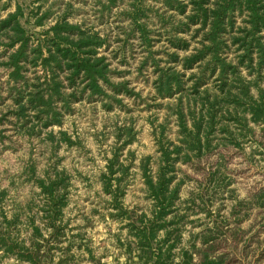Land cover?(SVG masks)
I'll use <instances>...</instances> for the list:
<instances>
[{"label": "trees", "instance_id": "16d2710c", "mask_svg": "<svg viewBox=\"0 0 264 264\" xmlns=\"http://www.w3.org/2000/svg\"><path fill=\"white\" fill-rule=\"evenodd\" d=\"M121 1L97 0V4L104 16ZM155 1L161 2L162 12L143 5V0H133L126 15L133 23L132 33H138L149 52L147 58L151 59L156 75L154 87L158 95L178 94L171 110L179 130L177 139H171L166 135L168 121L159 124V131L155 129L157 156L147 155L139 161L144 190L150 200L148 210L139 212L123 204L132 161L126 164L121 154L134 139L131 126L120 127L117 139L121 143L116 141L106 170L100 175L102 190L109 196L112 209L109 215L128 229L126 240L119 238L127 253L126 264H264V222L255 228L256 223L243 226L242 218L233 223L227 218L214 220L201 231L190 232L184 241L188 214L181 213V203L203 205L210 217L212 213L202 192L187 200L181 198L182 187L192 176L179 166L183 164L198 172L201 187L207 181L213 185L221 183L223 164L209 169L208 156L219 145L238 146L236 141L244 136L243 130L250 131V122L264 125V84L261 85L259 76L247 78L242 73L244 68L264 69V0ZM36 8L31 15L35 28L41 30L26 27L30 18L19 2L14 11L0 19V45L10 51L0 64L7 69L8 83L13 85L10 89L15 91L14 112L26 121L22 126L26 127L30 120L44 127L60 124L63 109H72L73 102L86 94L122 102L117 95L130 90L126 82L112 80V60L103 53L110 43L108 37L85 27V23L71 22L68 10L47 24L53 10H43L41 4ZM148 9L155 12L163 27L172 28L168 30V40L175 50L167 52V65H162V60L154 55L152 30L145 20L150 17ZM179 34H189L196 42L192 52L187 51L191 46L189 39ZM230 50L236 54L233 60L228 58ZM38 67L43 75L35 71L30 81L27 71ZM2 122L0 117V125ZM28 131L35 133V128ZM3 134L0 129V139ZM60 135L61 141L75 143L66 131ZM49 136L52 140L57 137L53 131ZM34 181L42 203L36 207L37 212L31 204L28 211L20 208L12 216L3 212L1 244L19 261L69 264L74 257L73 246L63 242L67 236L65 209L69 204L70 177L61 170L35 176ZM6 192L0 194V203ZM250 205L264 212V185L246 203L239 202L238 209L247 211ZM29 230L28 236H24L23 231ZM78 235L79 247H86L88 259L101 264L89 246L91 240L83 232Z\"/></svg>", "mask_w": 264, "mask_h": 264}, {"label": "rangeland", "instance_id": "374dc122", "mask_svg": "<svg viewBox=\"0 0 264 264\" xmlns=\"http://www.w3.org/2000/svg\"><path fill=\"white\" fill-rule=\"evenodd\" d=\"M132 1L122 0L112 8L110 14L106 12L103 16L97 0H0V19L8 12L14 11L19 2L30 18L25 24L26 27L34 31L41 28H35V19L31 12L41 4L43 10H53L47 24L54 22L56 15L68 10L67 18L71 22L85 23V27H91L103 36L106 35L110 43L103 48V53L112 60L115 70L112 80L126 82L130 90L117 95L122 99L120 103L112 100L113 98L86 94L78 102H73L72 109H63L60 124L44 127L42 123L30 120L26 123L27 126L23 127L26 121L14 112L15 91L10 89L13 85L8 83V71L0 64V117L3 118L0 129H3L4 133L0 139V194L4 190L7 191L0 203V218L3 212L12 216L20 208L28 211V204L37 212L36 207L42 203V198L38 195L40 190L34 177H44L48 173L64 170L71 181L69 204L65 209L67 236L63 242V245L73 246L71 252L74 257L69 264H93L88 259L86 247H79V232L85 233L91 240L89 246L95 256L100 258L101 264H126L127 253L119 238L125 241L128 229L122 227L123 222L109 215L112 211L109 196L102 190L100 180L101 173L106 170L107 158L112 155L113 148L118 144L116 141L117 134L122 129L120 127L131 126L134 133L133 141L122 149L121 154V160L126 164L132 161L130 174L126 178L123 204L129 209L135 207L139 212L148 210L150 204L144 190L139 161L147 155L157 156L155 129L159 131L157 126L168 121L166 135L171 139L178 137L179 127L171 110L172 104L175 103L174 97L178 94L161 97L154 87L156 75L151 59L147 58L149 52L138 33H132L133 23L126 15ZM144 4L162 12L159 1L143 0ZM148 14L150 17L145 20L150 23L149 28L152 30L150 36L153 39L154 55L162 60V65H167L164 61L168 58L167 52L175 50L168 40L171 36L168 30L171 31L172 28L169 25L167 28L163 27L154 11L149 10ZM238 22H241V17ZM180 36L189 39L191 46L187 51L192 52L196 42L190 39L189 34ZM9 52L0 45V62L6 60ZM178 52L181 55L186 54V51ZM235 55L233 50L228 51L229 59L233 60ZM176 67L180 68V65L177 64ZM35 71L38 75H43L41 67L31 68L27 71L30 81L34 78ZM242 73L247 78L259 76L261 85L264 84V69L244 68ZM109 92L113 93L112 90ZM29 115L32 116V113ZM32 127L35 128V133H29L28 129ZM263 127L264 125L250 122V131L243 130L244 136H240L239 141H236L238 146L219 145L215 153L208 156L209 169L213 170L217 164H223V171L219 176L221 183L213 185L207 181L205 186L201 187L197 181L200 178L199 173L189 166L179 165L192 176L183 185L181 198L187 200L192 194L202 192L205 197L203 201L208 203L212 213L210 217L203 205L183 201L181 213L188 214L184 241L188 240L190 232H199L214 220L216 222L227 218L233 223L242 218L243 226L249 227L256 223L255 228L264 222V212L258 210L257 206L250 205L247 211L238 209L239 202L246 203L250 195L264 185ZM51 131L57 135L55 140L49 136ZM61 131H66L75 143L69 145L61 141ZM223 140L224 138L220 139V143ZM188 207L192 209H187ZM29 232L30 230L23 231L24 236H28ZM251 233L253 231L248 233L247 237ZM0 250V264H30L9 255L1 241ZM58 256L60 253L57 252V258Z\"/></svg>", "mask_w": 264, "mask_h": 264}, {"label": "crops", "instance_id": "0c3cea01", "mask_svg": "<svg viewBox=\"0 0 264 264\" xmlns=\"http://www.w3.org/2000/svg\"><path fill=\"white\" fill-rule=\"evenodd\" d=\"M2 250H0V252H1Z\"/></svg>", "mask_w": 264, "mask_h": 264}]
</instances>
